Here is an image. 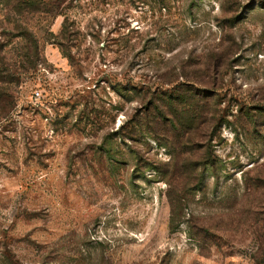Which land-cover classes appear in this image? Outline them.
Instances as JSON below:
<instances>
[{
  "label": "rangeland",
  "instance_id": "1",
  "mask_svg": "<svg viewBox=\"0 0 264 264\" xmlns=\"http://www.w3.org/2000/svg\"><path fill=\"white\" fill-rule=\"evenodd\" d=\"M0 264H264V0H0Z\"/></svg>",
  "mask_w": 264,
  "mask_h": 264
},
{
  "label": "built area",
  "instance_id": "2",
  "mask_svg": "<svg viewBox=\"0 0 264 264\" xmlns=\"http://www.w3.org/2000/svg\"><path fill=\"white\" fill-rule=\"evenodd\" d=\"M35 95H36V96H39V95H40V93H39V92H35Z\"/></svg>",
  "mask_w": 264,
  "mask_h": 264
},
{
  "label": "trees",
  "instance_id": "3",
  "mask_svg": "<svg viewBox=\"0 0 264 264\" xmlns=\"http://www.w3.org/2000/svg\"><path fill=\"white\" fill-rule=\"evenodd\" d=\"M19 4H21V3L19 2Z\"/></svg>",
  "mask_w": 264,
  "mask_h": 264
}]
</instances>
